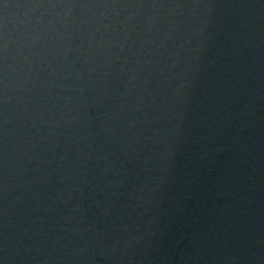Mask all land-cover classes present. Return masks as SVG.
<instances>
[{
  "label": "water",
  "instance_id": "1",
  "mask_svg": "<svg viewBox=\"0 0 264 264\" xmlns=\"http://www.w3.org/2000/svg\"><path fill=\"white\" fill-rule=\"evenodd\" d=\"M0 264H264V0H6Z\"/></svg>",
  "mask_w": 264,
  "mask_h": 264
},
{
  "label": "snow or ice",
  "instance_id": "2",
  "mask_svg": "<svg viewBox=\"0 0 264 264\" xmlns=\"http://www.w3.org/2000/svg\"><path fill=\"white\" fill-rule=\"evenodd\" d=\"M6 5H7L6 0H0V8H3Z\"/></svg>",
  "mask_w": 264,
  "mask_h": 264
}]
</instances>
